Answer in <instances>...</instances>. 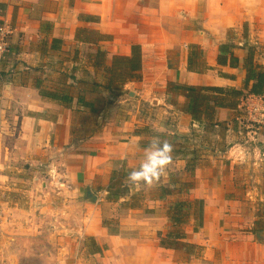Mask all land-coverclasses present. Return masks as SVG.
I'll list each match as a JSON object with an SVG mask.
<instances>
[{
    "label": "crops",
    "instance_id": "0c3cea01",
    "mask_svg": "<svg viewBox=\"0 0 264 264\" xmlns=\"http://www.w3.org/2000/svg\"><path fill=\"white\" fill-rule=\"evenodd\" d=\"M2 18L13 25L10 51L0 65L3 223L9 214H18L22 208L18 196L7 192L11 181L8 154L14 150L6 140L19 137L23 145L12 148L22 147L32 156L58 150H73L78 152L74 155H80L68 163L65 160L66 171L60 174L65 181L54 194L61 196L62 210L71 201L78 211V224L87 219V245L90 247L94 239L101 249L92 246L91 253L101 262L93 259L88 263L87 259L86 264H264V211L256 208L254 228L249 231L243 224L232 226L235 213L215 209L214 215L209 210L214 200L210 194L222 189L215 179L202 181L204 185L198 190L186 189L192 191V202L207 203L201 227L194 225L195 230L191 226L201 217L197 211L188 210L183 220V216L180 219L166 213L174 202L172 195L164 192L169 186L167 174L158 181L159 194L140 193L139 188L125 186L116 199L112 200V195L109 198L112 164L119 161L120 173H124L138 168L144 158L140 146L147 139L140 134L144 117L152 120L148 115L153 113L156 121L165 123L172 117L168 129L173 132H168L188 138L195 135L197 126L230 122L234 107H217L212 119L203 116L202 124L194 121L184 110L186 100L170 88L187 85L242 89L247 74L245 62L251 51L255 62L261 59L259 63L264 66V0H0ZM226 45H231L229 49L240 59L238 68L219 65V55ZM134 51H139L141 57V79L127 76V63L117 67L121 79L112 77L109 69L116 58H133ZM115 93L125 94L132 103L124 118L113 111L120 104ZM63 97L66 100H61ZM241 97L236 100L241 102ZM255 97L256 104H264V95ZM132 105L138 110L144 107L140 118L131 112ZM151 105L154 109L147 108ZM81 116H90L93 128H106L98 135L76 137L74 123ZM132 120L133 126L129 125ZM205 165L204 160L200 161V167ZM94 179L101 185H93ZM180 188L183 190L182 185ZM85 195L90 204L81 200ZM263 201L264 189H260L256 203ZM103 204L115 208L117 217L112 218L118 223L114 231L103 224L106 215L99 210ZM187 220L186 229H181ZM175 231L185 238L170 244L167 237ZM15 243L13 249H18ZM182 246L206 247L204 257L188 253L182 260ZM12 260L14 264H27L32 259L14 256Z\"/></svg>",
    "mask_w": 264,
    "mask_h": 264
},
{
    "label": "rangeland",
    "instance_id": "374dc122",
    "mask_svg": "<svg viewBox=\"0 0 264 264\" xmlns=\"http://www.w3.org/2000/svg\"><path fill=\"white\" fill-rule=\"evenodd\" d=\"M3 20L6 19H0V23ZM8 49L7 56L10 47ZM260 61L261 59L256 60V65L263 66L259 63ZM114 97L116 101H120V104L113 107V111L117 117L124 118L126 113L130 112L128 105L132 103L128 102L129 100L125 94L115 93ZM234 102L236 106L228 124H224V127L214 128L197 126L198 128H196L195 135L192 138L172 136L173 133L168 132H173V130L168 129L174 121L172 117L169 121L167 120L169 123H165V121L158 122L152 113L148 115L153 118L152 120L143 116L146 123H140L142 126L140 127V134L143 133L147 138L140 143L143 150L148 147L153 136H159L161 140L173 142V162L169 166V172L166 173V182L169 186L164 189V192L172 195L171 200L174 201L172 204H187L186 207L181 208V211H183L182 220L189 212L188 210L191 212L197 211L198 215H201L191 226L194 230V225L197 228L201 227L202 214L205 213L207 203L205 204L204 201L200 200L192 202V195H190L192 191L186 189L197 188L198 190L200 185H204L202 181L206 183L208 180L212 182L215 179L220 185L222 189L212 190L210 194L214 196V200L213 205H209V210L214 215L216 213L215 209L218 212L226 210L230 215L235 213L234 218L231 219L232 226L239 223L244 225L245 231L252 230L256 208L257 211L258 209L264 211V201L263 203H256L257 194L260 189H264V168H262L264 164V104H256V97L254 98V96L241 97V102L237 100H234ZM131 108V112L135 117L140 118L142 116L144 107L138 110L137 106L132 105ZM147 108L154 109V106H147ZM209 113L212 115L209 119H212L215 110ZM93 124L94 120H91L90 116L85 118L81 116V118L76 119L74 123L76 137L98 135L106 128L102 125L93 128ZM133 124L134 120L129 125L133 126ZM165 129L167 130L165 131ZM219 136L221 137L218 138ZM6 141L7 146L11 147L10 150H14V153L10 152L8 154L10 164L8 175L11 181L10 191L7 189V192L8 194L15 193L18 196L22 208L18 214H9L5 219V223L0 219V264H14L12 263L14 256L26 260L32 259L27 264H45V261H52L53 264H86L87 259L88 263L92 262L93 259L100 263V258L91 256L94 251L92 246L95 247V250L100 249L97 247L96 241L93 239L91 243L89 242L90 247H88L87 241L89 240H85L84 228L88 223L87 219L78 224V211L72 207L71 201L69 207L62 210V198L54 194V191L59 193L62 181H65L62 178L63 176L60 175L66 171L65 160L68 163L73 157H79V154L74 155L78 152L58 150L37 157L27 154L22 147L12 148V145L22 146L23 139L16 137L9 138ZM191 160H194L196 164L194 176H191V172L188 170ZM202 160L206 164L204 167L199 166ZM112 167L113 170L116 169L117 171L116 177H114V172L111 175L109 185V188L112 189L109 198L112 195L113 200L116 199L118 191L125 187L124 181L130 170L120 173L117 163H113ZM118 178L123 180L122 185H115ZM93 185H101L100 180L94 179ZM157 185L158 182L151 187L140 186L138 188L140 193L141 191H148L150 195H153L159 194L157 190L160 187ZM181 185L183 190L180 188ZM6 198L7 195H4L3 199ZM81 200L85 204L91 203L87 195L82 196ZM114 209V206L109 204H103L99 209L104 211L106 215L103 218V224L108 231L117 229L116 223H118V220L112 218L113 215L117 217ZM88 211L90 212L89 209ZM96 212L94 211L93 214H96ZM166 213L169 215L174 214L175 210L174 208H168ZM172 222L174 227L178 229L176 222L174 220ZM184 224L181 229H186L188 220ZM13 242H16L14 245L18 249H13ZM50 243L52 248L48 249ZM179 249L183 253V255L180 254L179 258L185 260L188 253L204 257L206 247L189 246L188 248V246H182Z\"/></svg>",
    "mask_w": 264,
    "mask_h": 264
},
{
    "label": "trees",
    "instance_id": "16d2710c",
    "mask_svg": "<svg viewBox=\"0 0 264 264\" xmlns=\"http://www.w3.org/2000/svg\"><path fill=\"white\" fill-rule=\"evenodd\" d=\"M231 45H226L222 47V54L219 55L218 62L220 66L238 68L240 66V59L235 56L234 52L231 51ZM121 63H127L129 66V73L127 76L132 80H140L141 76L138 72L142 70V62L139 51L133 52V58L118 57L116 58L114 65L109 69L110 74L114 78L121 79L122 75L117 73V67ZM115 67V68H114ZM246 78L243 82L242 89H221L215 87H200V86H187V85H173L170 88V92L177 94L178 96H183L186 100L185 111L192 117V119L200 124H202L203 116L207 119L211 117L210 111L215 110L217 107L221 108H232L236 106L234 100L240 98L241 96H263L264 95V67L256 65L255 55L251 51L245 62ZM226 78H234L230 74H224ZM176 84V83H173ZM61 100H66V98H61ZM86 107L93 108L92 105L84 104ZM210 127H224L223 124L216 125L210 124ZM173 145V142L170 141ZM120 164L116 161L115 164ZM196 164L194 160H191L188 170L191 172V176L195 175ZM117 176L116 169L114 170V177ZM123 180L118 178V182L115 185H122ZM197 201V200H196ZM195 201V202H196ZM186 203H176L169 206V208H174L175 216L180 218L183 215L181 211L182 207H186ZM187 214H189L187 212ZM182 220V219H181ZM185 236L180 231H175L168 235L167 240L170 244H176L177 239H183ZM171 247V245H169ZM172 248V247H171Z\"/></svg>",
    "mask_w": 264,
    "mask_h": 264
},
{
    "label": "clouds",
    "instance_id": "9594fccd",
    "mask_svg": "<svg viewBox=\"0 0 264 264\" xmlns=\"http://www.w3.org/2000/svg\"><path fill=\"white\" fill-rule=\"evenodd\" d=\"M174 146L159 136L150 139L144 149V158L139 167L131 170L124 181L125 186L135 189L151 187L163 177L173 162Z\"/></svg>",
    "mask_w": 264,
    "mask_h": 264
},
{
    "label": "built area",
    "instance_id": "2783aa9c",
    "mask_svg": "<svg viewBox=\"0 0 264 264\" xmlns=\"http://www.w3.org/2000/svg\"><path fill=\"white\" fill-rule=\"evenodd\" d=\"M12 34V22L7 19L3 20L0 23V64L3 63L7 56L9 50V41Z\"/></svg>",
    "mask_w": 264,
    "mask_h": 264
}]
</instances>
